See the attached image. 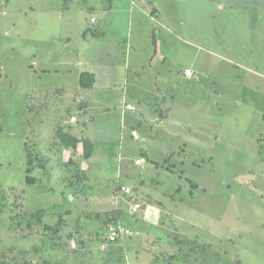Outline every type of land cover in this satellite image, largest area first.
<instances>
[{
    "label": "rangeland",
    "instance_id": "374dc122",
    "mask_svg": "<svg viewBox=\"0 0 264 264\" xmlns=\"http://www.w3.org/2000/svg\"><path fill=\"white\" fill-rule=\"evenodd\" d=\"M169 5L172 28L155 30L158 39L162 36L159 52L169 53L164 54L168 59L163 71L168 75L177 64L182 78L188 68L198 81L182 79L165 96L175 97V114L187 113L191 131H204L206 141L215 146L199 148L188 140L178 149L180 137H173L171 144L153 138L157 147L137 166L135 159L146 136L140 130L141 139L134 140L130 130H122L121 107L109 122L97 112L98 120L88 126L85 138L94 142V158L84 160L77 150L64 158L58 150L61 140L54 134L56 126L64 125L65 115L46 106L38 117V77L27 74L21 64L13 67L5 62L8 56L25 60L24 53L31 59L34 44L17 32L28 29L25 20L51 18L50 13L38 12L34 0L0 1V62L6 71L17 69V75H9L11 89L8 83L0 85V264H142L137 261L138 246L145 264H264V120L260 119L264 97H259L264 91V0H172ZM71 6L77 9L79 4ZM26 8L32 10L24 12ZM144 27L140 38L148 40L153 54V38ZM33 29L37 36H47L42 27ZM71 35L77 40L75 28ZM236 66H247L262 76L250 75V79ZM214 73L220 76L218 84ZM226 83L229 90H221ZM241 84L253 90L237 89ZM197 100L198 105L192 104ZM32 104L34 112L27 108ZM163 142L170 145L158 147ZM25 144L35 155L30 166L37 178L33 185L25 183ZM61 157L65 160L56 164L54 160ZM127 158L131 166L126 171L122 164ZM166 159L176 169L172 166L173 171H168ZM120 185L164 202L168 213L161 215L164 229L148 226L150 237L141 229V211L124 213L119 223L132 229V235L125 242V253L111 254L98 244L106 238L104 224L116 207L112 197ZM80 194L91 197L70 201V196ZM165 194H175L180 203L174 207ZM79 209L88 215L78 213ZM41 210L43 223L55 226L62 221L58 234L45 235L31 217ZM25 216L31 218L30 229Z\"/></svg>",
    "mask_w": 264,
    "mask_h": 264
},
{
    "label": "crops",
    "instance_id": "0c3cea01",
    "mask_svg": "<svg viewBox=\"0 0 264 264\" xmlns=\"http://www.w3.org/2000/svg\"><path fill=\"white\" fill-rule=\"evenodd\" d=\"M5 1L9 2V0ZM34 1L38 4L36 10L38 12H46V14L50 13L51 18L25 20L24 22L28 29L23 33L17 32V35L21 36L24 34L25 39L34 44L35 49L32 50L34 53L30 60L24 53L25 60L19 59L17 61L16 58L8 56L5 62L7 66L11 64L13 67L21 64L27 74H34L38 77L36 85L37 92H39L38 100H36L38 117L41 114V108L46 106L55 107L58 112L62 111V114L65 115L61 120V123L64 125L55 127L54 136L56 138L60 139L62 136L59 134H62L66 137L71 136L77 139L79 144H77L76 150L78 155L81 156L83 154V141H91L89 137L85 138V134L90 123L93 125L98 120V116L95 114L101 112L109 122V117L111 115L115 116L116 109L121 107L122 130H130L134 140L141 139L140 130L146 136L143 139V144L140 146L142 150L140 157L135 159L134 164L137 166H141L145 162L144 156L149 157L153 146L157 147L153 138H165L166 140H170L171 144L173 137H180L183 139V142L177 147L178 149L186 147L188 140L199 148L215 146L208 139L209 142L206 141L204 131L202 132L197 129L196 131H191L187 124L188 114L183 112L180 115H176L174 109L177 106V101L175 97L165 96L167 90L173 91L180 85V80L182 79H184V82L191 80L198 81V78L195 79L196 74L193 71L191 77L186 76L185 72L182 78L178 73L180 67L177 64L172 65L173 69L171 68L168 75L163 71L168 59L166 56L164 57V54L169 53L164 51H161L162 53L159 52V49L163 50L162 36L158 39L155 30L157 27L166 30L172 28L171 16L174 14H169L171 6L169 3L172 0H127L128 4L125 6L123 4L124 0ZM72 2L79 4V7L77 9L73 8L71 6ZM26 10L32 9L26 8L24 12H27ZM91 18H96V22L92 23ZM37 27H42L47 36L42 37L44 33L37 36L36 31H33V28ZM143 27L145 28L143 30L149 31V34L152 35L155 47L153 54L148 40L142 42L140 38ZM72 28H75L77 40H73L72 38ZM29 36H32L33 39L29 38ZM175 37L179 42H182L180 35L177 34ZM160 55L161 57H159ZM181 56L182 53H180V59ZM5 67V63L0 62V85L8 83L9 89H11L14 83L13 81L10 82L9 75H17V69L9 68L6 71ZM236 67L238 70H244L250 79V75L262 76L259 73H253V70L247 66ZM187 70L190 69H185V71ZM84 74H91L93 76L94 83L91 88L82 86L81 76ZM222 77H224V74ZM213 80H216L218 84L220 76L218 77V74L214 73ZM89 82V78L84 79L85 85ZM26 84L25 79V83L22 85V90L25 92L28 89ZM229 85L230 83L223 84L221 90H229ZM237 89L253 90V88H249L246 84L239 85ZM261 94L263 96L259 97H264L263 90ZM26 96L22 95V98L27 99ZM198 103L199 100L192 104L198 105ZM134 104H137L140 110ZM128 105L134 106L135 110L128 109ZM186 105L189 106L188 104ZM30 106L32 108H27L30 112H34L33 106L35 105L32 104ZM92 109L94 111L90 113ZM74 117L76 121H72ZM261 118L264 120V113ZM37 121L42 122L43 120L38 119ZM134 131L138 132V139L132 135ZM91 142L94 144L93 141ZM164 145L168 146L163 142L158 147ZM60 146L62 148L58 150L65 153L64 158H70L74 149L64 144ZM144 150L146 151L144 152ZM94 155L95 152L93 151L90 159L94 158ZM60 159L63 158L61 157ZM65 159L59 161L57 158L54 162L59 164ZM139 159L144 160L140 165L136 164V161ZM165 163H169V167L167 166L166 169L170 172L173 171L170 169L173 166L170 164V159H166ZM130 166L131 161L129 159L122 164V168L126 171ZM178 177L180 178V176ZM85 182L87 181L85 180ZM122 186L132 188L134 201L130 202L128 200L129 197L123 195L121 191ZM191 186L200 189L198 185L192 184ZM134 190L135 188L129 185L118 186V193H114L112 197L115 200L116 207L112 209L110 217L106 221L110 222L107 225L104 224V226L107 228L109 224H112L111 222L120 224L119 218L124 213L132 215L130 212L131 203L139 202L142 205L141 214L139 213V218L143 222L141 229L143 234L150 237L152 233L148 229V226L150 228L153 226L165 228V224L162 221L163 216L161 215L168 211V207L164 206V202L149 199V197L144 198L143 195H137L134 193ZM80 195L79 198L73 195L70 196V201L73 203L75 201L78 202L80 199L88 201L91 197V195ZM165 195L168 198L170 197L171 202L175 203L174 207H176V203H180L176 199L175 194ZM189 197L194 198L192 193ZM79 210L80 212L78 213L88 215L86 211ZM131 235L124 236L115 243H108L106 237L99 242L98 246L103 252L107 251L113 254L121 251L125 253V242ZM104 243L106 244V248L102 249L101 245ZM135 250L137 261L140 262L141 260V263L145 264L143 263V256L140 253L139 246ZM143 253L145 252L143 251ZM127 264L132 263L128 262Z\"/></svg>",
    "mask_w": 264,
    "mask_h": 264
},
{
    "label": "trees",
    "instance_id": "16d2710c",
    "mask_svg": "<svg viewBox=\"0 0 264 264\" xmlns=\"http://www.w3.org/2000/svg\"><path fill=\"white\" fill-rule=\"evenodd\" d=\"M89 78L90 79V82L85 85L84 84V79H87ZM81 82H82V86L83 87H87V88H91L93 86V83H94V79H93V76L91 74H84L81 76ZM61 135L62 137L60 138L61 140V144L63 145H66L67 147H72L74 149V152L73 154L75 155V151H76V146L77 144L79 143V141L71 136H65V135H62V134H59ZM27 144H26V153H27V158H28V168L26 170V185H33L36 183L37 181V178H34L32 177L31 173H32V168L30 166H32L33 164V160H32V156L33 158H35V155L31 154V152L28 150L27 151ZM93 151H94V144L91 142V141H84L83 143V159L84 160H89L92 155H93ZM37 154V153H36ZM72 164V159L71 161H69V164ZM81 180H83L84 178H80L78 177ZM85 180V179H84ZM31 216V215H30ZM30 216H25L27 218V227L32 228L33 225L31 224V221L29 222V220L31 219ZM33 219H36L38 221V223L41 224V229L43 231V233L45 235H50V234H58L60 231H61V223L62 221L60 220L59 224H56L55 226H52V225H48V224H45L43 223L42 219L44 217V211L41 210L39 212H36L34 213L32 216H31ZM16 218V217H15ZM110 221L106 222V225L109 223ZM113 223V222H111ZM19 226H21L19 223H18ZM25 255V254H24ZM2 264H5L4 262H2Z\"/></svg>",
    "mask_w": 264,
    "mask_h": 264
},
{
    "label": "built area",
    "instance_id": "2783aa9c",
    "mask_svg": "<svg viewBox=\"0 0 264 264\" xmlns=\"http://www.w3.org/2000/svg\"><path fill=\"white\" fill-rule=\"evenodd\" d=\"M91 22L95 23L96 22V18H91ZM192 75H193L192 71H190V70L186 71V76L191 77ZM127 108L130 109V110H135V107L131 106V105H128ZM72 121H76V118L75 117L72 118ZM132 135L134 137H136L137 139L139 138V134H138L137 131H134L132 133ZM142 162H144V160L143 159H139V160L136 161V164L140 165ZM121 191H122L123 195H125L127 197H133L132 188L122 186ZM141 209H142V205L139 202H133L131 204L130 212H131L132 215H135V214L139 213ZM131 234H132V232H131V230L129 228H125L121 224L112 223V224H109L108 227H107V235H106L107 242L108 243H115L120 238H122L124 236H129ZM101 248L105 249L106 248V244L105 243L102 244Z\"/></svg>",
    "mask_w": 264,
    "mask_h": 264
}]
</instances>
